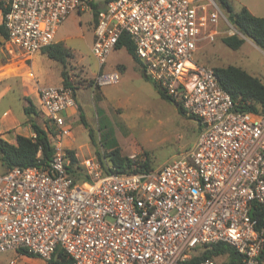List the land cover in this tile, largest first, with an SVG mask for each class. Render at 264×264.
<instances>
[{
    "label": "built area",
    "instance_id": "built-area-1",
    "mask_svg": "<svg viewBox=\"0 0 264 264\" xmlns=\"http://www.w3.org/2000/svg\"><path fill=\"white\" fill-rule=\"evenodd\" d=\"M93 5L0 0L7 40L27 58L55 43L72 12ZM220 21L230 24L217 0H109L97 11L94 84L120 81L119 70L104 66L128 35L147 76L201 123L198 141L157 171H105L87 157L77 176L64 143L74 85L40 87L53 156L48 166L0 172V253L50 262L62 250L69 261L57 264H189L197 249L228 243L240 264L261 263L264 231L251 210L264 205V113L236 108L215 69L195 58L203 39L215 40ZM197 264L219 263L207 257Z\"/></svg>",
    "mask_w": 264,
    "mask_h": 264
},
{
    "label": "rangeland",
    "instance_id": "rangeland-1",
    "mask_svg": "<svg viewBox=\"0 0 264 264\" xmlns=\"http://www.w3.org/2000/svg\"><path fill=\"white\" fill-rule=\"evenodd\" d=\"M92 1L97 6V10L104 7L107 2V0ZM241 1L249 6L253 3L255 5L253 11L257 15H264V0H233L235 9L242 8ZM95 11L93 7L81 12H72L61 23L55 35V42L63 43L74 56L69 58L66 67L58 61L47 59L46 64L45 61L43 62L45 74H39L37 77L29 67L28 73L34 77L30 83L32 85L39 83L40 86L58 85L62 71L65 70L70 81L77 88H93L95 95L91 98V106L86 108L90 127L83 126L80 107L75 114L68 117L71 136L66 139L68 141L75 139L74 144H68V147L75 155L78 154L76 157L80 166L84 157L94 156L103 166L109 168L110 153L119 147L123 155L139 163L146 162L150 170L157 171L194 148L202 129L201 123L196 117L180 112L177 103L173 100L164 98L154 82L146 79L140 63L125 47L119 48V57L123 60L117 65L122 76L121 81L102 87L94 84V78L99 70L98 61L91 50ZM223 12L226 14L224 10ZM231 24V21L230 24L227 21H220L215 40L203 39L199 43L195 53L196 60L212 68L240 66L264 82L262 49L244 42L240 49L235 50L222 42L224 36L232 35L234 29ZM10 51L15 54V58L18 57L16 54L21 52L14 45H11ZM21 54L23 55L22 52ZM28 66H30L29 62L26 63V68ZM10 68L16 69V63ZM10 83L11 88L6 93H0V134L5 131L13 118L25 121L30 116H34L40 125H45L47 122L40 109H36V114L29 115L25 112V99L22 96L24 86L14 79ZM102 88L109 93V99L106 101L101 94ZM90 130L94 139H91ZM3 169L0 162V172ZM203 250V248L197 249L192 257L202 254ZM216 260L219 264H226L229 258L228 255H222L216 257ZM0 264L52 263L38 256L29 257L8 252L0 253Z\"/></svg>",
    "mask_w": 264,
    "mask_h": 264
},
{
    "label": "trees",
    "instance_id": "trees-1",
    "mask_svg": "<svg viewBox=\"0 0 264 264\" xmlns=\"http://www.w3.org/2000/svg\"><path fill=\"white\" fill-rule=\"evenodd\" d=\"M217 2L220 8L226 12L235 28L241 33V35L232 34L224 36L222 42L230 48L237 50L242 47L246 38H250L264 51V16H256L246 7H243L239 11H235L230 0H217ZM93 7L96 10L97 6L93 5ZM94 15L97 17V10ZM0 36L8 39V32L3 24H0ZM122 47H125L129 54L140 63L143 75L146 79L151 80L145 73L142 63L136 54L135 45L128 35H123L117 45V49ZM43 52L46 53L50 59L60 62L63 67H66L69 58L74 56L73 52L61 42H55L49 45ZM214 69L221 86L232 96L236 108L253 114L264 113V82L261 79L236 65L220 66ZM67 75V72L63 70L62 77L64 79V85L72 84L71 81L68 80ZM155 86L164 98L172 100L156 84ZM28 103L29 104L25 107V112L29 115L36 114V109L30 99H28ZM175 103H177L180 112L185 113L181 104L178 102ZM81 122L86 128L90 127L82 111ZM32 127L36 133V138L17 135L16 144H14L0 137V162L4 168L3 171L17 166L23 168L36 165L48 166L53 156V147L48 136V131L43 125L35 121H32ZM90 136L91 139H94L92 130H90ZM69 153L71 156L69 170L78 176L80 175L79 171L82 170V166L79 165L80 163L75 153L72 150H69ZM110 161L111 166L109 168L103 166L105 171L113 169L121 173L150 171L146 162L139 163L137 160L123 155L119 147L111 151ZM254 217L258 218V228L264 231V205L254 204ZM203 249V253L192 257L189 264H197L200 260L207 257L216 259V257L222 255H228L230 263H241V256L235 248L228 243H218L211 247H203ZM22 253L29 257H37L27 252ZM68 261L66 254L62 250H59L50 262L52 264H57L66 263ZM260 264H264V248L261 254Z\"/></svg>",
    "mask_w": 264,
    "mask_h": 264
},
{
    "label": "crops",
    "instance_id": "crops-1",
    "mask_svg": "<svg viewBox=\"0 0 264 264\" xmlns=\"http://www.w3.org/2000/svg\"><path fill=\"white\" fill-rule=\"evenodd\" d=\"M230 1L234 7L233 0H230ZM240 4H243L242 8L243 7L248 8V10L256 16H264V15H257L253 11L254 7H255V5H253V3L251 5L252 7L249 5H246L243 1H241ZM104 7H102V8H104ZM102 8H100V9H102ZM100 9H98V10H100ZM241 9H239V10H241ZM96 10H97V8H96ZM234 10L239 11V10L235 9V7H234ZM2 21H3V14L0 10V24H2ZM93 30H94V28H93ZM93 35H94V31H93ZM246 42L251 43L252 45H254L258 49H261L250 38H246L245 43ZM11 45L12 44L10 42H8L7 39H5L3 36H0V93L1 94L6 93L11 88V83H10L11 80H13V79H14V81L17 80L18 83H21L24 86L22 96L25 99V107L29 104L28 99H30L32 101V103L34 104L35 109H40L41 104H40L39 88L42 86H40L39 83H37V85H32L30 83L31 82L30 80L34 77L30 76V73H28V68L30 67L32 69V71H34L33 74L36 77L39 76V74H45L46 69H43V66H44L43 62L45 61V64H46L47 59H50V58L43 51L33 54L30 58L25 57L24 54L22 55L21 52H19L18 54H16L18 57L15 58L14 57L15 54H13L10 51ZM122 61L123 60L119 57V49H116L115 51H113L109 55L107 62L105 63V66H104V70L105 71L119 70L117 68V65H119ZM27 62H29L30 66H28L26 68ZM14 63H16V69L17 70L14 68H10V66ZM126 69H127V67H126ZM126 69H125V71H126ZM60 74H61V70H60ZM67 78H68V80H70V77L68 75H67ZM121 78H122V76H120V81H121ZM58 82H59V84L55 85V86L64 85V79L62 76L59 78ZM45 86H49V85H45ZM74 91H75L77 103L74 107L70 108L65 113V117H66L65 119H66L67 125L70 128V131H71V126L68 124V117L75 114L78 107H80V115H81V111H82V112H84V114L86 116V108L91 106V98L95 95V92L93 91L92 87L77 88L75 86ZM101 91H102L101 94L103 96V100L104 101L108 100L109 99V93L107 91H105L104 88H102ZM100 105L102 107V103ZM8 112L9 111H7V113ZM35 118L36 117H34V116H30L25 121H20L18 118H13L12 121L7 125L5 131L0 134V137L7 140L8 142L14 143V144H16L17 135H24V136L31 137L32 134L34 133V130L32 127V121L37 122ZM86 119H87L88 123H90L88 120V117H86ZM46 125H47V123L45 125H43V127L45 129H46ZM70 136H71V132L67 137H70ZM67 137L64 138V143L68 149H71L68 147V144H74L75 139H73V140L71 139L68 141L66 139ZM76 155H78V154L76 153ZM89 157H94V156H89ZM85 158H87V157H84V159ZM226 264H230V262L227 261Z\"/></svg>",
    "mask_w": 264,
    "mask_h": 264
},
{
    "label": "water",
    "instance_id": "water-1",
    "mask_svg": "<svg viewBox=\"0 0 264 264\" xmlns=\"http://www.w3.org/2000/svg\"><path fill=\"white\" fill-rule=\"evenodd\" d=\"M251 214H252V215L254 214V209L251 210Z\"/></svg>",
    "mask_w": 264,
    "mask_h": 264
}]
</instances>
